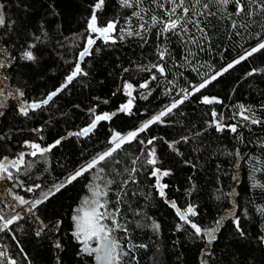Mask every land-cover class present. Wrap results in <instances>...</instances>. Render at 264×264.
Here are the masks:
<instances>
[{
	"label": "trees",
	"instance_id": "1",
	"mask_svg": "<svg viewBox=\"0 0 264 264\" xmlns=\"http://www.w3.org/2000/svg\"><path fill=\"white\" fill-rule=\"evenodd\" d=\"M130 2L104 0L94 9L97 0H0V163L7 168L0 170V227L17 217L0 231V264H97L95 251L73 235V217L95 185L107 193L100 211L108 213L102 223L117 245L116 264H264V49L234 63L264 42V0H241L239 14L237 0H183V10L180 0ZM173 7L186 30L161 35ZM94 10L98 27L115 22L108 42L88 28ZM89 36L91 54L80 57ZM26 51L35 59L26 60ZM77 63L86 74L67 83ZM66 83L45 106L29 107ZM186 93L161 122L139 131ZM205 96L213 102L201 103ZM130 99V112H120ZM93 110L116 115L71 135L91 124ZM134 131L112 157L66 183L113 147L114 134ZM152 151L155 165L147 163ZM154 168L169 172L159 178L164 197ZM189 205L202 233L217 230L214 241L177 215ZM87 244L95 249L94 240Z\"/></svg>",
	"mask_w": 264,
	"mask_h": 264
},
{
	"label": "snow or ice",
	"instance_id": "2",
	"mask_svg": "<svg viewBox=\"0 0 264 264\" xmlns=\"http://www.w3.org/2000/svg\"><path fill=\"white\" fill-rule=\"evenodd\" d=\"M104 0H97V3L94 6V9H99L101 8V6L103 5ZM121 6L122 7H131L132 3L130 2V0H120ZM173 4H176V0H172ZM221 3L227 4L228 0H221ZM0 7H2V5H0ZM177 7H180L183 10V0H180V4L177 5ZM244 9L241 6V0H237V14L243 12ZM176 12V7H173L171 12L169 13V19L167 21H163V27L161 28V35L168 33V32H172L173 34L176 33L177 29L179 28L180 30H186L183 28V25H181L180 20L178 18H173ZM153 22H156V17H153ZM4 23V18L2 16H0V25H2ZM235 27V25H233ZM88 28L91 30L92 33H99L100 37L103 38V40L105 42L109 41V34L114 30L115 28V22L110 21L106 26L104 27H98L97 26V17L95 15V10L93 11L92 16L90 17V21L88 24ZM132 33H129V35H131ZM114 42V41H113ZM95 43V40L89 36L87 38V46L83 49V51L80 53V57H84L86 55L91 54L90 50H91V46ZM264 49V42L260 43L257 47L250 49L246 55L244 57H241L240 59L236 60L234 63L238 64L241 62L242 59H246L248 56L253 55L255 52L260 51ZM166 51V50H165ZM24 58L28 61H32L35 59L33 53L31 51H26L24 53ZM160 58L164 59V51H161L160 53ZM3 64H0V67H3ZM154 68H156L159 72L163 73L164 72V68L159 66V65H153ZM233 67V64H229L227 65L224 69L221 70L220 73H216L214 75H212L208 80L202 82L201 84H199L198 86H196L193 89V93L195 92H199L201 89H203L204 87L207 86V84L211 83L213 80H215L217 78L218 75L223 74V72L228 71L230 68ZM78 74H86V73H82V69L80 68L79 63H77V65L75 66L74 70L72 71V73L70 75H68L66 77V81L67 83H70ZM252 73H249V75H251ZM155 77H153L154 79ZM67 83L65 85H63L61 87V89H58L57 91H54L52 93H50L47 98H45L44 100H42L40 103H33L31 105H29V107H31L32 109H36L39 108L41 106V104H48L50 100H52V98L54 96H56L58 94L59 91H62L64 87H67ZM141 87H147V85H141ZM125 88L128 89L129 91L127 92V94L129 96H131V89H132V85L131 84H126ZM22 95V93H21ZM188 95L189 93H186L183 98L180 101L174 102L173 104H171L170 106H168L165 110L161 111L159 114L153 116L150 120H148L146 123H144L141 128L139 129L140 132L145 131L150 125L161 122L162 121V117L166 116L167 114L171 113L173 111V109H175L177 107V105L179 103H183L184 100L188 99ZM213 100L208 98V97H203L201 100V103L203 104H209L212 103ZM219 102V101H216ZM131 106H132V100H128V102L124 105L121 106V108L119 109L120 112H130L131 110ZM21 111L23 112L24 115H27V111L25 109H21ZM92 115L94 116V119L92 120L91 124L88 127H85L84 129H82L80 132L78 133H73L71 135H77V136H83L86 135L87 133H89L90 131H92V129L96 128L97 123L100 121H108L111 120L113 116L116 115V113H112V114H108V113H103V114H96L95 111L93 110ZM244 119H249V117H244ZM253 124L259 123V121L252 119L251 121ZM216 130L217 131H222V126L217 123L216 125ZM231 131L235 132L236 128L235 126L231 127ZM138 135L137 132H131L128 134L127 137H121L119 134H114L111 143L113 144V147L110 148L108 151L102 153L101 155H99L97 158L93 159L91 162L87 163L84 167L80 168L79 170L75 171L72 175H70L66 181V183H71L72 181L76 180L78 177L82 176L84 173L91 171L92 169L96 168L97 165L101 164L102 162L106 161L108 158L113 156V153L116 152L118 149L121 148V146L131 140L134 139L136 136ZM61 143L60 140H57L55 142V144L53 145V147L57 144ZM149 144L152 143V140L148 141ZM31 148L36 149L38 151H42V152H47L50 149L49 148H45L43 150L40 149V146L37 144H31L30 145ZM171 146V145H170ZM37 154L36 151L32 152V155L35 156ZM149 159L147 160L148 164L151 165H155L156 160L154 159L155 153L154 151L149 152L148 153ZM23 160V156L19 157V160L17 161H13L12 162V166H15L16 163H19L20 161ZM0 170L3 171H7V168L5 167V165L3 163H0ZM101 171H103V169H101ZM132 171H135V169H133ZM153 176L157 177V185H158V190H159V194L161 197L165 196V192H164V188L167 187V185H159V178L161 176H166L169 175V172L164 170L162 171L159 168H154L153 172H152ZM64 185H61L60 187H56L54 189V191H50L49 193H46L44 195V198L41 200H37L32 204V207H36L38 204L44 202L45 199H47L50 195H54L55 192L60 191V188L63 187ZM38 187V186H37ZM107 193L105 191H103L99 185H95L92 189V200H86L84 201V205L77 210V215H75L73 217V220L75 221V231L73 233V235L80 240L81 237H83V243H84V251L85 252H89V254L93 251H103L104 255L103 256H97V259H104V260H108L109 262L115 261L116 260V248L117 245L115 244V242L113 241H109L108 239V235H109V229L106 225H104L102 223V220L105 219L108 216V213L106 212H101L100 209L105 208L106 205V201H102L100 198L104 195H106ZM21 204L26 203L24 200L20 201ZM168 203L172 206L175 207V203L172 201H168ZM177 215L180 217V219L185 223L190 225V227L194 230V234L197 236L200 235H206V237L208 238L209 242H212L216 239V229H212V230H208L206 232L202 233V229L200 226H198L195 222L191 221L189 219V216H196L197 213L194 209L193 206L189 205L188 208L184 211H181L180 209H177ZM262 213H264V210H262ZM17 219V217H12L6 221H4L3 226L0 227V231L6 229L9 227V225H11L14 220ZM0 220H4L3 217H0ZM116 221L113 218V224H115ZM220 222L217 221V224H219ZM237 231H241L240 230V225H239V220L237 219L236 221H234ZM154 227L158 230L159 229V225L156 224L154 225ZM177 230H180L179 227ZM39 234V233H38ZM241 235H243V232L241 231ZM96 239L98 241L103 242V246L102 249H90L88 247L87 241L89 240H93ZM59 247V245H57ZM5 255V253L0 252V257H3ZM10 264H15V261H11Z\"/></svg>",
	"mask_w": 264,
	"mask_h": 264
},
{
	"label": "rangeland",
	"instance_id": "3",
	"mask_svg": "<svg viewBox=\"0 0 264 264\" xmlns=\"http://www.w3.org/2000/svg\"><path fill=\"white\" fill-rule=\"evenodd\" d=\"M150 120V119H149ZM128 136V134L127 135H125V136H121V137H127ZM83 238V237H82ZM108 239H109V241H111L110 240V238L108 237ZM95 242H96V246H95V249H102V246H103V242H101V241H98V240H96V239H93ZM90 241V240H89ZM95 254H96V258H97V256H103L104 255V252L103 251H95ZM97 264H116V260L115 261H112V262H109L108 260H104V259H97Z\"/></svg>",
	"mask_w": 264,
	"mask_h": 264
},
{
	"label": "built area",
	"instance_id": "4",
	"mask_svg": "<svg viewBox=\"0 0 264 264\" xmlns=\"http://www.w3.org/2000/svg\"><path fill=\"white\" fill-rule=\"evenodd\" d=\"M6 264H10V262H7Z\"/></svg>",
	"mask_w": 264,
	"mask_h": 264
},
{
	"label": "water",
	"instance_id": "5",
	"mask_svg": "<svg viewBox=\"0 0 264 264\" xmlns=\"http://www.w3.org/2000/svg\"><path fill=\"white\" fill-rule=\"evenodd\" d=\"M45 106V104H43Z\"/></svg>",
	"mask_w": 264,
	"mask_h": 264
}]
</instances>
